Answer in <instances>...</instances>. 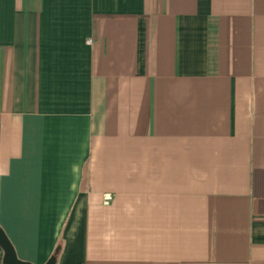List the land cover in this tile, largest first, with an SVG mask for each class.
Masks as SVG:
<instances>
[{
	"label": "crops",
	"instance_id": "1",
	"mask_svg": "<svg viewBox=\"0 0 264 264\" xmlns=\"http://www.w3.org/2000/svg\"><path fill=\"white\" fill-rule=\"evenodd\" d=\"M0 227L31 264H264V0H0Z\"/></svg>",
	"mask_w": 264,
	"mask_h": 264
},
{
	"label": "water",
	"instance_id": "2",
	"mask_svg": "<svg viewBox=\"0 0 264 264\" xmlns=\"http://www.w3.org/2000/svg\"><path fill=\"white\" fill-rule=\"evenodd\" d=\"M0 249L3 252L2 264H31L25 261H21L18 259L17 254L12 246L10 240L7 235L0 227ZM59 252V248H57L54 254L46 261L45 264H56V256Z\"/></svg>",
	"mask_w": 264,
	"mask_h": 264
},
{
	"label": "built area",
	"instance_id": "3",
	"mask_svg": "<svg viewBox=\"0 0 264 264\" xmlns=\"http://www.w3.org/2000/svg\"><path fill=\"white\" fill-rule=\"evenodd\" d=\"M87 44L90 45L91 41H87ZM112 201V196L110 194H104L102 197V203L103 205L107 206L110 204V202Z\"/></svg>",
	"mask_w": 264,
	"mask_h": 264
}]
</instances>
